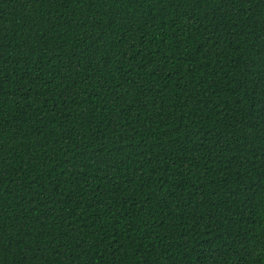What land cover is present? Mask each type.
I'll return each instance as SVG.
<instances>
[{"label":"trees","instance_id":"1","mask_svg":"<svg viewBox=\"0 0 264 264\" xmlns=\"http://www.w3.org/2000/svg\"><path fill=\"white\" fill-rule=\"evenodd\" d=\"M0 264H264V0H0Z\"/></svg>","mask_w":264,"mask_h":264}]
</instances>
